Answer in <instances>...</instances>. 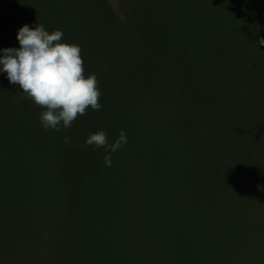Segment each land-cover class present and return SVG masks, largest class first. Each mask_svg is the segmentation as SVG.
Masks as SVG:
<instances>
[{
    "label": "rangeland",
    "instance_id": "1",
    "mask_svg": "<svg viewBox=\"0 0 264 264\" xmlns=\"http://www.w3.org/2000/svg\"><path fill=\"white\" fill-rule=\"evenodd\" d=\"M123 1L127 2L128 0H71L70 3L68 2L71 13L84 15L69 16L68 18H77L79 21L85 19L83 27L87 34L95 37L92 45L86 47L87 52L81 54L84 60L85 75L94 73L97 77L102 93L100 98L102 108L99 111L103 110L104 105L105 121L108 120L109 108L115 110L112 116L116 121H124L121 123L123 127L115 126L108 131L113 138H117L121 130L127 135L126 145L118 152L131 158L132 163L127 161L125 170L122 171L126 172L129 169L128 172L116 174L119 172L118 165L106 166L103 160L106 154L104 148L80 147L84 144L87 135L96 131L92 126L91 115L97 111L92 109L75 120L69 129L61 128L60 131H55L43 128L41 129L43 130L42 137L34 136L35 134L30 135L28 127L35 125L36 119L32 116L36 106L30 105V102L33 103V101L26 97L18 85H13L8 81L6 73L0 72V194L6 195L9 205L13 208L11 217H21L20 219L24 220V224H20V226L17 223V226L13 228L12 226L8 229L5 226L0 228L3 238L5 240L10 238V244L6 247L4 243H0V264H39L35 257L26 253L25 249H30L35 256H40L42 260V254L35 249L40 248V237L43 238L44 230L48 231L44 233L45 235H49V231L51 233L55 231L54 234L60 235V239L62 234L64 235V231L67 232L65 234L67 240L73 239V230H71L72 221L75 220L73 212L62 207L58 194L55 193L53 196L57 199H53V205L47 204L45 198L50 193L45 188H52V191L55 192L57 187L65 191L70 190L76 184L75 178L79 176L73 167L84 163L98 172L92 177V183L99 190L105 188V197L93 198L92 186L87 184L81 186V195L76 197V205L90 214L91 210H97L99 206L104 207L105 205V217L103 212H95V215H99L103 219V224L97 233L100 242L104 243L105 240L106 220L113 216H119V226L122 231H125L128 225L136 226L135 235L137 238L140 235L144 239L142 242L139 240L138 242L153 243L150 250L143 248L142 257L148 260V264H158V247L164 240H157V236L160 230L169 231L170 226L164 222L163 224L155 223L158 214L153 201L156 197V169L152 166L151 161L147 165V162L152 158L150 153L149 158L145 159L146 154L136 152L137 150L141 151L137 147L146 145L145 140L136 132L140 124L135 115L136 112L128 110L125 113L126 110L122 104H119L121 101L131 103L133 96L138 94L141 96L142 81L140 76L141 74L146 75L143 71L146 67L154 65V61L149 59L151 58L150 53L145 55L143 50L141 55L138 51H133L130 56L132 62L136 58L140 61L142 65L140 70L132 72L124 65V60L127 62L128 58L127 48L132 45L134 48L141 47L140 44L146 36H149L150 40H153L154 37L162 38L167 62L164 67L159 65L157 72L161 77L154 83L160 86L167 85L172 96L171 102L166 105L165 109H162V115L170 126L169 130L173 128L172 134L178 138L176 140L186 141L184 148L180 147V150L187 153L188 162L197 161L207 169L217 166L219 163L218 151L229 153L225 159L229 172L217 174V178L225 190L217 188L214 195L216 197L217 192L220 198H225L223 201L225 206H222L225 215L232 217L235 210L241 211L243 214L256 210L249 199L243 202V195L248 194V184L244 181L245 178L252 181L251 185L254 189L260 190L257 194L264 193V44L258 42L255 44L256 46H244L241 63L233 61L238 54V52H233L234 46H238V38L245 37L250 42L264 38V1L256 0L258 4L253 3V11H247V15L256 20L253 21L254 24L248 25L242 18H231L238 17L239 13L238 9H233L231 17L224 23L227 28L223 27L222 23L220 24L219 14L221 10L231 11L235 0H221L220 2L219 0H197L192 3H189L188 0H131L133 2L131 8L133 18H128L129 9L123 5ZM106 2L110 4L109 7ZM242 2L246 3L245 0ZM219 4H223V6L219 8ZM139 7L144 10L142 17ZM110 8L114 15L112 17H125L126 13V22L108 19ZM236 8L246 10L241 4ZM60 9L59 7L56 10ZM0 11L3 12H0V29L6 22L4 28L5 30L9 28L8 31L10 30L13 37H16L17 30L22 25L27 24L33 27L39 23L31 2H26L25 5L16 3L8 8L0 6ZM22 11L26 14L24 15ZM45 19L51 22L55 21V19L47 17ZM8 21H10L11 27H8ZM120 22L123 27L118 25ZM188 25H195L196 32L194 29L192 31ZM46 29L52 31L50 28ZM111 33L118 34L119 38L115 37L116 43L109 39L115 49H111L113 55L108 56L103 50L106 46V38L109 35L113 36ZM180 35H182L181 44L174 48L175 41ZM196 35L199 36V49L204 48L205 52L207 49V54L213 53L210 55L213 62L210 60L212 63L205 66L204 55L197 53L198 67L196 71L191 72V59L188 54H191L192 51L187 50L185 44L187 40ZM63 39L66 42L70 41L65 35ZM85 40L87 41L86 36ZM183 46L187 51L183 50ZM6 47H19V42L14 39L9 41L7 46L0 44V50ZM145 50V53L150 52L146 48ZM112 57H115V61L105 71V61H112ZM152 58L154 59V57ZM237 63L246 67H234ZM99 65L104 67L96 68ZM134 103L137 104V102ZM125 118L126 120H123ZM19 123L26 125L23 127V132V129H13ZM70 135L72 136L69 145L65 142L64 137ZM156 136L161 138L157 134ZM159 142H162L161 139ZM147 143L155 144V137L147 139ZM168 154V152L163 153L164 170H166L167 163L173 160L171 165L174 171L179 173L184 171L186 168L184 156L177 153L178 155L170 157ZM77 155L80 156V159L68 164L61 160ZM139 157L143 158L142 161L144 160V170L151 175L152 194L149 198H139L138 192H135L133 197L129 195V192L122 195L121 198L118 197L119 201L117 202L112 198H115L113 197L115 195L118 196L119 192L110 189L128 187L126 179L136 176L137 168L142 163ZM236 164L239 165V170L234 168ZM103 172H105V178ZM109 178L114 181V188L113 185L109 187ZM86 180L87 178L83 177L84 183ZM78 181H80V177ZM126 191L128 192V190ZM1 200L3 201L2 198ZM167 203L169 204L168 201ZM14 207H18L17 210ZM176 208L184 209V205L177 204ZM1 216L4 218L2 214ZM250 217L255 221L254 216ZM195 219L196 217L191 215V225L189 227L186 225L187 229L182 228V230L175 231V234H180V236L173 237L175 239L171 242L173 249H176L178 245L177 240L181 241L183 238H185V242L188 240V231L195 225L197 231L193 232L191 240H198L201 225L193 223ZM255 223L258 226H264V219L260 222L255 221ZM213 225L217 226L218 223L215 222ZM214 241L219 244L221 238L216 236ZM95 246L94 250L86 245L83 250L78 247V252H66L65 245V253L51 250L46 263L101 264L99 260H105V244ZM181 251H183L181 255L171 252L168 256L166 253L162 258V263L168 264L170 261V263L179 264V260L182 262L188 253V247L184 244V248L176 252ZM118 257L125 260L126 264H134L137 253L132 247L124 246L119 251Z\"/></svg>",
    "mask_w": 264,
    "mask_h": 264
},
{
    "label": "trees",
    "instance_id": "2",
    "mask_svg": "<svg viewBox=\"0 0 264 264\" xmlns=\"http://www.w3.org/2000/svg\"><path fill=\"white\" fill-rule=\"evenodd\" d=\"M71 0H0V6L3 7H10L11 5H15L16 3L18 5H25L26 2H31L33 5L34 11H36L37 18L39 19L38 24H42L45 29L50 28L51 30H62L64 35L69 41V43H75L80 46L81 48V54H84L87 52L85 49L88 47V45H92V42L94 41V36L88 33L85 30L84 26V20L79 21L77 18H68L69 16H82L84 14L82 13H71L70 7L68 6ZM82 1V0H81ZM122 1V0H121ZM193 1L197 0H188L189 3H192ZM205 1V0H204ZM221 0H219L220 2ZM246 3H243L242 0H235V4L231 7V11H225L221 10V13L219 14L220 24L222 23L223 27H226L224 24L229 17H231L233 9H238V17H231V18H242L245 20L248 25L254 24L253 21H256L252 16H248L247 11H253V3L258 4L256 0H245ZM264 0H262L263 2ZM69 2V3H68ZM130 2V4H128ZM107 6L109 7L110 4L107 3ZM239 4H241L246 10L243 8H236ZM123 5L126 7V9H129V15L128 18H133V12L131 11L133 2L131 0L123 1ZM223 6V4L218 5ZM61 8L60 10H56L57 8ZM68 7V8H67ZM107 7V8H108ZM112 8V6H111ZM110 8V12L106 15L108 19H117L121 22H126V13L125 17H112L114 16L112 14V9ZM76 9V8H75ZM140 9V16L144 14V10L139 7ZM3 13L2 11H0ZM22 13H24L22 11ZM107 13V11H106ZM136 11L134 12V14ZM228 13H230L228 15ZM26 13H24L25 15ZM45 17L55 19V21H49L46 20ZM247 17V19H246ZM256 18V17H255ZM45 19V20H44ZM124 19V20H122ZM31 22V19H29ZM121 22L118 24L120 27H123L121 25ZM1 23V21H0ZM6 26V22L4 23V27ZM29 27H32V25H28ZM78 26V27H77ZM190 29L194 32H196V26L195 25H188ZM187 26V27H188ZM0 29V44H9V41H12L14 39H17L16 37H13L10 34V30H5V28ZM8 27L10 26V21H8ZM55 28V29H54ZM227 28V27H226ZM15 29V28H13ZM47 30V29H46ZM190 30V31H191ZM18 31V30H17ZM13 33V32H12ZM113 36H108L106 38V46L103 50L107 53V55H113L111 53V49L113 48L112 44L110 43L109 39H111L113 42H117L116 38H119V35L116 33H111ZM85 36L87 37V41L85 40ZM116 37V38H115ZM182 35L177 37L174 48L179 47L181 44L180 39ZM6 39L7 41L5 42ZM198 39V40H197ZM135 40V39H134ZM238 46H234L233 52H238L237 58L233 59V61H238L241 63V54L244 53L243 47L244 46H256L255 44L258 43V40H255V42H250L247 40V38L242 37L238 38ZM199 44V36L192 37L191 39L187 40V43L185 46L187 47V50L190 49L191 54H188L191 59V72L196 71L198 67V61L196 59L197 53H202L204 55V64L209 65L212 63L211 56L213 53L207 54V49L205 52L204 48L198 47ZM116 45V44H115ZM141 47L134 48L133 45L127 48L128 58L127 62L124 60V65L127 67L129 71L137 72L142 68V65L140 64V61L135 59L134 62L130 60V56L132 55L133 51H138L139 54H142V50L145 55L150 53L151 60L154 61L153 66L146 67L143 71L146 75L141 74L140 78L142 81L141 86V96L135 95L133 98H131L132 102H120L119 104H122L123 108L126 110L125 113H127L128 110H134L136 113V117L139 119L138 122L140 123L137 127L136 132L139 133L140 137L145 140V146L137 147L141 149L139 152L137 149L136 152L141 154H146V158L148 159L150 154L152 158L147 162V165L150 164V161L152 163V166L156 169V190L155 194L156 197L153 199L156 210L158 212L157 217L155 218V223H161L166 224L170 226L168 229L169 231L163 232L162 230L159 231V234L157 236V240H164L162 244H159L158 247V257L157 261L158 264L162 263V258L164 255L169 256L171 252L177 255L183 254V251L178 252L179 249L184 248V244L188 247V253H186L184 260L181 262L179 260V264H264V226H258L255 221L260 222L264 219V193H258L257 188L254 189L252 187V181L248 178H245L244 181L247 182L248 187V194L243 195V202L246 199H249L253 204L254 207H256V210H253L252 213L243 214V212L238 210H235L232 217H228L225 215L224 211L222 210V206H225L223 201H225V198H220V195L215 191L218 188L224 189L223 184L220 180L217 178V174L219 173H227L229 172V167L226 165V158L228 157L227 152H219L218 151V164L217 166L211 167V168H203L202 164H198L197 161H190L188 162L187 159V153L181 152L180 147L184 148L185 140L177 141L172 134V129L169 130L170 126H168V123L166 121V118L162 115V109L166 108V105L171 102L172 96L166 86H160L156 85L154 83L157 82L158 79H160L161 75L157 72L160 66H165L167 60L165 57L166 51L163 47L162 38H153V40H150L149 36H146L143 42L140 44ZM132 47V48H131ZM198 47V48H197ZM258 47V46H257ZM145 48L150 51L145 53ZM196 48V49H195ZM183 50L187 51L186 48L183 46ZM227 51V50H223ZM231 51V50H228ZM106 55V56H107ZM230 55V53H229ZM194 56V58H193ZM154 57V59L152 58ZM112 61L108 62L105 61V71L113 65L115 61V57L111 58ZM212 62H211V61ZM161 61V62H160ZM232 62V61H231ZM240 63H237L234 65V67L242 68L246 67ZM104 67L103 65H99L96 68ZM248 68V67H247ZM142 71V72H143ZM194 74V73H192ZM191 74V75H192ZM196 79V78H195ZM196 81V80H195ZM151 90V93H150ZM143 95V96H142ZM134 102H137L135 104ZM30 105L32 108H35V112L33 113L32 118L36 119L34 127H28V132L30 135L35 134L34 136H41L43 135V127L41 126L39 122V114L42 111V109L35 105V103H31ZM108 112V120L105 121V109L103 105L102 111L94 112L91 117L93 120L92 126L95 128V130H103L107 133L109 138V143H111L115 138L110 134L108 131L114 128L115 126L123 127L120 122V120L116 121L114 117L112 116V113L115 111L112 108H109ZM12 113V112H11ZM123 120H126L123 119ZM174 123V122H173ZM26 126L25 124L19 123L18 126L14 127L13 129L22 130L23 127ZM24 129L22 130V132ZM56 131V130H55ZM171 133V134H170ZM157 135H159L161 138H157ZM155 137V144L151 145L147 143V139ZM72 135L68 136L71 137ZM161 139L162 142H159ZM166 147V149H165ZM1 151V150H0ZM168 152L171 156H176L179 153L182 154L186 161V168L184 171H181L180 173L177 171H174L171 164H173V160H170L166 165V170H164L165 163L162 160L163 153ZM150 153V154H149ZM178 153V154H177ZM112 156V164L113 166L118 165L119 172H116V174H122L128 172H122L125 170V167L127 165V161L131 162L130 157H125L121 155L118 151L111 154ZM61 158V157H60ZM80 156L77 155L75 157L71 158H62L61 160L64 161L66 164L79 160ZM140 161L142 162L141 165L137 168L136 176L130 177L126 179L128 181V187L122 188V189H115L114 188V181L109 178L108 179V185L109 187H112L114 189H110L111 191L115 190L118 193V196H113L115 198H112L119 201L118 197L121 198L122 195L125 193H129L131 197H133L135 192H138L139 198H149L151 196V182L152 178L149 172H146L144 170L145 165L144 160L142 161L141 157H139ZM132 163V162H131ZM215 163V162H214ZM66 167V166H64ZM133 167V166H132ZM131 167V168H132ZM130 168V169H131ZM235 169L239 170V165L236 164L234 166ZM158 169V170H157ZM73 170L76 174L79 176L75 178L76 184L73 188H71L68 191H65L61 188L57 187V191H52V188L48 189L47 192L50 194L45 198V202L47 204H52L53 199H57L53 194H58V198L61 201V205L63 208L67 209V211H72L75 220L72 221V240H67L65 237V234L67 232H64V235L62 234V237L60 239V235H55V231L51 233L49 231V235H45V232H48L47 230L43 231V238L40 237V248L35 249L36 251L40 252L42 254V260L40 256H35L34 253L30 249H25L27 254H30L31 256L35 257L37 262L39 264H47L46 260L48 257V254L51 250L56 251H62L65 253L69 251H79L78 247H80L81 250L84 249L86 245L90 247L91 250L95 249V245L97 244H105V260L100 259L99 263L101 264H126L125 260L120 259L118 257L119 251L124 246H130L132 247L135 252L137 253V258L135 260L134 264H148V260L146 258L142 257L143 250L144 249H151V245L153 243H140L139 241H143L144 239L139 235L138 238L135 235L136 233V226H130L128 225L125 231H122L119 226V220L120 217L113 216L110 217L107 221V227L105 229V240L104 243L100 242L97 233L98 229L103 224V219L98 215H95L96 211H100L104 213L105 217V205L99 206L97 210H91V214L87 211L80 208V206L76 205V197L78 195H81L80 189L81 186H86L87 184H90L92 186V196L93 198H104L105 197V188L102 190H99L98 188H95V186L92 183V177L97 175V171L91 168L87 165V163L80 164L73 167ZM121 172V173H120ZM135 172V171H134ZM197 172V174H195ZM80 177V181H78V178ZM83 177L87 178L85 183L83 182ZM103 177L105 178V172H103ZM137 179L135 180V178ZM245 187V186H244ZM243 187V189H244ZM56 189V187H55ZM121 190V191H120ZM128 190V192L126 191ZM217 190V191H218ZM225 190V189H224ZM262 191V190H261ZM121 193V194H120ZM47 195V194H46ZM252 197H251V196ZM236 196V195H235ZM0 197L3 199V201L0 198V228H3L5 226L6 229H8L10 226L16 227L17 223L20 226V224H24V220L20 219L21 217H11L12 215V206L9 205V200L7 199L5 194H0ZM133 200V199H132ZM169 202V204L167 203ZM177 204H183L184 209L176 208ZM227 206V205H226ZM244 207V206H243ZM253 207V208H254ZM18 207H14L15 210H17ZM245 208V207H244ZM66 211V212H67ZM15 212V211H14ZM1 214L4 218H2ZM183 214V221L181 222V217ZM191 215L195 216L196 219L193 223H198L201 225V228L198 233V240L192 239L193 232L196 233L197 226L195 225L193 228L190 227L188 233V240L185 242V238L181 239V241H178V245L176 249H173L171 242L175 239L173 237H179L180 234L176 235L175 231L177 232L178 229L184 228L187 229L191 225ZM255 217L251 218L250 216ZM6 217V218H5ZM243 217V218H242ZM241 220V222H239ZM250 221V224H249ZM218 223L217 226L213 225L214 223ZM188 227H185V226ZM213 225V227H212ZM212 227V228H211ZM210 233L211 235L208 236L207 234ZM202 234H204L202 236ZM54 235V240H53ZM216 236H219L221 238V242L215 243L214 238ZM79 239V240H78ZM78 240V241H77ZM0 243H4V246H8L10 244V238L4 239L2 235V231L0 229ZM12 245V244H11ZM66 245V250L64 251V247ZM158 245V244H157ZM232 246V247H231ZM144 248V249H143ZM177 252H176V251ZM184 250V249H183ZM202 253V254H201ZM177 258V257H176ZM226 258V260H224ZM168 264H173L168 262Z\"/></svg>",
    "mask_w": 264,
    "mask_h": 264
},
{
    "label": "clouds",
    "instance_id": "3",
    "mask_svg": "<svg viewBox=\"0 0 264 264\" xmlns=\"http://www.w3.org/2000/svg\"><path fill=\"white\" fill-rule=\"evenodd\" d=\"M62 30L48 31L42 24L29 27L22 25L16 38L19 47L0 50V72L8 81L39 106V122L44 129L60 131L71 128L73 122L84 116L89 109L99 111L101 91L94 73L85 75L81 48L63 39ZM264 44V38L259 40ZM70 145L71 138L64 137ZM127 143V135L121 130L109 143L103 130L87 135L84 144L104 148L106 166H112V153Z\"/></svg>",
    "mask_w": 264,
    "mask_h": 264
}]
</instances>
